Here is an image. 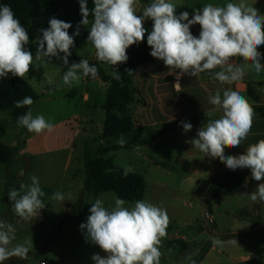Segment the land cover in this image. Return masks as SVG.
I'll use <instances>...</instances> for the list:
<instances>
[{
    "label": "crops",
    "instance_id": "obj_1",
    "mask_svg": "<svg viewBox=\"0 0 264 264\" xmlns=\"http://www.w3.org/2000/svg\"><path fill=\"white\" fill-rule=\"evenodd\" d=\"M144 6L138 0L137 14H142ZM199 8L177 7L176 14L187 11L191 19L194 10ZM150 21L146 20L144 26ZM90 26L91 21L86 27L80 26V35L70 49L68 61H99L94 47L87 41ZM190 31L198 37L200 26L193 25ZM132 50L131 46L127 49L128 57ZM63 55L60 53V56ZM238 59L233 58L231 62L243 65ZM45 60L34 59L23 80L29 84L42 77L47 79L54 76L53 81L63 80L62 60L56 57ZM104 67L108 71L113 70L107 63H104ZM178 73L179 70L169 69L161 60L137 69L133 78L135 103L130 108L134 130L125 141L129 143L136 137L139 144L120 149L135 152L145 167L144 171L150 173L149 180L147 175L131 172L146 180L147 190L143 200L166 209L170 217L167 237L162 240L160 247V264H264V202L250 199V194L260 182L251 178L250 169L229 170L219 158L204 156L190 143H186L196 137L197 130L208 119H218L222 114L209 103V97L218 89L221 95L225 89L239 91L255 111L247 138L235 149L226 148L225 155L243 154L250 145L264 139V69L260 73L248 70L241 81L231 85H222L212 79L209 73H201L196 77L181 76L180 85L176 87ZM82 85L77 86L74 82L72 86L62 87L60 97L64 105L60 104V111L65 116L52 120L55 123L74 121V125L65 127L66 132H59L58 129L41 134L30 133L23 128L20 134L17 133L21 140L27 139L32 143L39 139L42 145L46 141V145L20 150L26 159L24 166L16 170L14 162L11 166L0 164L6 167L9 178H18L16 190H20L21 183L31 185V177L36 176L45 193L41 197L45 208L40 210L38 217L25 221L15 214L13 207L9 212V204L6 216L0 217L12 223L16 229L13 244L23 243L26 239L33 242L27 259L13 257L12 261H23L24 264H33L34 260L38 264H94L91 259L93 254L106 255L98 246L85 241L79 226L86 223L89 209L97 199H101L105 207L111 209L115 206L117 195H112L113 192L98 196L85 194L80 208L77 210L75 207L85 184V151L87 148L93 149L92 141L96 138L91 128L97 129L99 138L103 133L107 84L100 79L89 81L83 77ZM41 91L40 98L33 104L49 103L51 100L55 103L59 98L54 97L59 95L55 83L53 86L44 84ZM33 104L29 108L31 112ZM97 113L99 116L96 117ZM37 115H43L46 119L49 114L39 112ZM181 122H190L192 130L185 133ZM117 140H100L97 149L117 145ZM9 147L15 151L19 143L13 142ZM92 151L96 153L97 150ZM116 151L108 153L104 159H112L113 162L111 155ZM207 181L208 186L199 194V182ZM57 191L64 195L63 201L51 199ZM244 192L249 195H244ZM192 202L199 205L195 217L178 207L180 203L192 207ZM49 203H52V210L46 217ZM133 205L127 202L125 206ZM206 214H209L207 220ZM213 237L225 242L236 239L238 244L225 243L222 248L213 246ZM4 264H7L6 261Z\"/></svg>",
    "mask_w": 264,
    "mask_h": 264
},
{
    "label": "clouds",
    "instance_id": "obj_2",
    "mask_svg": "<svg viewBox=\"0 0 264 264\" xmlns=\"http://www.w3.org/2000/svg\"><path fill=\"white\" fill-rule=\"evenodd\" d=\"M80 25L91 26L87 41L95 49L97 60L111 66L126 63L127 49L144 41L150 55L163 61L169 69L179 70L183 75L196 77L209 73L220 84H234L241 81L246 71L260 73L264 69L262 54L258 49L264 45V15L248 5L245 0L239 3L229 2L223 6L206 4L194 10L191 19L187 11L176 14L177 6L171 0H152L143 7L142 14H137L138 0H93V7L88 8L87 0H79ZM153 22L151 31L145 28L146 20ZM49 27L41 29L42 37L37 38L38 47L35 57L26 45L29 33L16 18L11 7L0 5V78L13 77L24 79L35 60L56 57L68 66L70 49L74 46V36L80 35L79 25L73 35H69L72 25L55 17L48 21ZM200 26L198 37L190 31L193 25ZM63 53V56H60ZM240 57L243 65L233 64V58ZM220 69L219 71H215ZM129 71L130 70H126ZM115 70L112 75L121 79ZM83 77L98 78V69L88 60L73 62L63 74V83L72 86ZM52 83V78L47 77ZM34 103L30 96L16 101L21 108ZM209 103L222 114L218 119H208L196 133L190 143L204 156L219 158L227 169H250L251 178L260 182L250 199L264 202V139L250 145L243 154L226 156L225 149L240 146L250 133L255 111L249 101L239 91L218 89L209 97ZM210 115V114H209ZM17 124L28 132L41 134L51 132L53 125L43 115L33 116L31 110L17 118ZM185 133L192 130L190 122H181ZM123 146V135L116 141ZM131 169L125 170V175ZM247 186V180L245 181ZM20 190H10L9 200L15 214L27 221L38 217L45 208L41 197L45 195L39 178L31 177V185L23 183ZM23 190V191H21ZM244 195L249 193L244 192ZM63 201L64 195L57 191L51 197ZM126 201L115 198V206L105 207L97 199L89 209L86 223L79 226L86 242L98 246L106 255L96 253L91 256L94 264H160L162 240L167 237L170 217L167 210L144 200H137L133 206L126 207ZM16 229L12 223L0 219V264L10 258L27 259L32 241L13 244ZM213 246L223 247L225 243L237 245L236 239L227 242L211 238Z\"/></svg>",
    "mask_w": 264,
    "mask_h": 264
},
{
    "label": "trees",
    "instance_id": "obj_3",
    "mask_svg": "<svg viewBox=\"0 0 264 264\" xmlns=\"http://www.w3.org/2000/svg\"><path fill=\"white\" fill-rule=\"evenodd\" d=\"M145 5H149L151 0H141ZM0 5H8L11 7L21 25L29 33V44L26 47L32 51L35 57L38 47L37 38L42 37L41 29L49 27V19L55 17L64 22H68L72 27L68 30L69 35H73L77 31L79 22L82 19L80 14L79 0H0ZM88 8L93 7V0H87ZM89 20H92L91 15ZM153 22L145 26L148 31H151ZM74 36V43L76 41ZM258 51L262 54L261 63L264 64V45ZM151 48L147 45V34L144 41L138 49H133L128 57V60L117 71L121 79L119 81L113 78L112 73L115 70H107L103 62L96 60L88 61L90 65H95L98 69V78L92 79L87 77V80L94 81L102 80L107 84V98L103 107L105 111V121L103 133L98 139L105 140L109 138L119 139L121 135L124 138L131 136L134 130V120L131 115L130 108L135 103V92L133 89V78L137 69L148 63L157 61L158 59L150 55ZM239 63L246 62L239 57ZM73 62L79 63L77 59L68 61V66ZM63 65V74L67 71V67ZM126 70H130L126 71ZM30 96L33 101L39 99V95L35 92L32 86L25 80L19 77H13L11 74L7 78H0V111H9L14 122L17 123V118L20 115L29 111L30 106L17 108L15 102L22 100L24 97ZM139 144L136 137H133L131 142L125 143L123 146L117 144L106 148L99 147L94 153L87 148L85 151V184L81 199L75 209L78 210L82 205L83 196L85 194H100L113 192L117 197L124 199L126 202L135 203L137 200H143L147 190V183L143 176L127 172L121 168L113 169L112 159H104L108 153L120 150L129 149L132 146ZM15 151L0 141V164L11 166L15 159ZM209 181L199 182L198 193L202 194L203 190L208 186ZM9 204V212L12 210V202L7 196ZM50 243V241H49ZM12 258L6 261L10 263Z\"/></svg>",
    "mask_w": 264,
    "mask_h": 264
},
{
    "label": "rangeland",
    "instance_id": "obj_4",
    "mask_svg": "<svg viewBox=\"0 0 264 264\" xmlns=\"http://www.w3.org/2000/svg\"><path fill=\"white\" fill-rule=\"evenodd\" d=\"M152 2V0H151ZM171 2L173 4H175L178 8L181 7H202L203 5L206 4H214L217 6H223L226 3L229 2H233V3H239L240 0H171ZM245 2L253 7H259L258 12L261 15H264V0H245ZM52 78V83L50 84L48 82V79H44V77L37 79V80H33L31 81V86L32 88L35 90V92L39 95V98L41 96L42 93V86H44V84H48L53 86V83L57 84V91L59 92V95L54 96L55 98L59 97L56 102H52V100L49 103H44V102H37L38 104H33V110H32V114L33 116H37V114L39 112H45L48 113L49 115H47L46 119L51 122L54 118H59L60 116H65L62 115L61 111H60V104L63 106L64 104H62V97H60L62 95V87L66 84L63 83V80L60 81H53L54 76H51ZM82 79L83 76H81V79L78 82H75L77 84V86L82 87ZM44 99V97H42ZM54 99V98H53ZM47 102V101H46ZM101 112V110H100ZM96 117L99 116V113H97L95 115ZM72 125H74V121H66L63 123L60 122H56L52 121V125H53V130L52 131H57L59 129V132H66L64 129L65 127H70ZM78 127L80 125H77ZM23 131V127L19 126L16 122L13 121L9 111H0V141L3 142L4 144L11 146L13 144V142H17L19 143V148L15 149V160H14V164L13 167L15 168V170L19 167V166H24V161H25V157L22 156V153L20 150H22L23 148L26 147H30L31 149H34V147H42L46 145V141L43 142L42 145V141H40L39 139H36L34 142L30 143L29 141H27V139H22L20 138V136H17V133L20 134V132ZM91 133H93V136L96 137L93 139V149L92 150H97V146H98V131L96 128L92 127L91 128ZM112 141V140H111ZM110 142V140H109ZM112 158H113V169H117V168H121L123 170L126 169H131V171L128 172H137L140 173L143 176H148L149 180V172H145L144 169L145 167L141 165L140 163V159L136 156L135 152H133L132 150H118L114 153H112ZM16 160H18L17 162H15ZM16 172V171H15ZM7 180L6 183H4ZM18 184V178L16 177H12L9 178L8 174H7V170L6 167L3 165H0V217L2 216H6V212L8 210V202H7V196H8V192L10 190L16 189ZM152 189V187L150 186V190ZM112 195L115 196L114 193H112ZM52 203H49L46 211H45V216L47 217L48 214L50 213V211L52 210L51 207ZM192 207H190L189 205H185L184 203H180L178 204L179 209H181V211L185 212V213H190L192 216H196L195 212L197 211L199 205L197 204V202H192ZM24 264V262H15L14 260L11 261L9 264ZM33 264H38L37 262L35 263V260L32 261Z\"/></svg>",
    "mask_w": 264,
    "mask_h": 264
},
{
    "label": "built area",
    "instance_id": "obj_5",
    "mask_svg": "<svg viewBox=\"0 0 264 264\" xmlns=\"http://www.w3.org/2000/svg\"><path fill=\"white\" fill-rule=\"evenodd\" d=\"M141 44H142V42L139 43L138 45H132L131 48L132 49H138L141 46ZM122 65H124V63L118 64V65H114V66H112V69L113 70H118L119 68L122 67ZM208 218H209V214H206L205 219L207 220ZM41 264H46V263L42 262Z\"/></svg>",
    "mask_w": 264,
    "mask_h": 264
}]
</instances>
